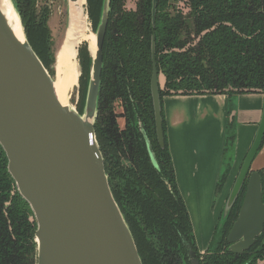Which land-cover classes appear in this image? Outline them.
Instances as JSON below:
<instances>
[{"label": "trees", "instance_id": "trees-1", "mask_svg": "<svg viewBox=\"0 0 264 264\" xmlns=\"http://www.w3.org/2000/svg\"><path fill=\"white\" fill-rule=\"evenodd\" d=\"M31 47L54 77L56 53L48 26L50 10L38 0H11ZM109 0L103 41L95 136L112 196L132 234L142 264H264V230L242 253L226 236L237 217L245 185L210 244L197 248L190 216L177 186L167 144L162 99L174 94H232L264 91V0ZM104 0H86L95 32ZM152 37L158 70L164 144L156 135L150 87ZM80 75L77 111L83 112L92 56L77 48ZM230 104L226 145H235ZM230 116V117H229ZM157 166L150 160L144 134ZM264 136L262 139L263 144ZM259 148V149H260ZM0 145V264H35L34 214L17 190ZM264 202V196H263Z\"/></svg>", "mask_w": 264, "mask_h": 264}, {"label": "water", "instance_id": "water-1", "mask_svg": "<svg viewBox=\"0 0 264 264\" xmlns=\"http://www.w3.org/2000/svg\"><path fill=\"white\" fill-rule=\"evenodd\" d=\"M155 7L156 0H153V21ZM66 8L68 25L70 0H66ZM108 12L109 0H104L100 22L93 32L94 53L87 44L92 66L83 112L79 113L60 104L53 77L25 37L21 21L23 45L13 38L9 20L0 5V145L17 190L36 220L35 264H142L132 234L112 196L94 130ZM67 29L68 26L63 42ZM153 48L152 37L150 87L156 135L163 146ZM142 132L150 160L157 166L150 142ZM263 136L264 91L255 137L220 218L222 224L246 183L237 217L226 236L228 249L233 253L247 251L264 230V169H251ZM190 256L192 264H200L194 252Z\"/></svg>", "mask_w": 264, "mask_h": 264}, {"label": "crops", "instance_id": "crops-1", "mask_svg": "<svg viewBox=\"0 0 264 264\" xmlns=\"http://www.w3.org/2000/svg\"><path fill=\"white\" fill-rule=\"evenodd\" d=\"M159 80L162 84V77ZM230 104L234 110L231 115H234L236 134L232 158L225 155ZM262 107V92L231 96L225 93L174 94L162 99L176 182L200 252L210 244L217 218L255 137ZM251 169H264V141Z\"/></svg>", "mask_w": 264, "mask_h": 264}, {"label": "bare ground", "instance_id": "bare-ground-1", "mask_svg": "<svg viewBox=\"0 0 264 264\" xmlns=\"http://www.w3.org/2000/svg\"><path fill=\"white\" fill-rule=\"evenodd\" d=\"M0 5L9 20L13 38L18 44L23 45L24 34L13 4L10 0H0ZM67 26L66 40L61 44L56 54L53 88L60 104L74 111V105L68 99L74 87L78 85L80 75L77 47L86 41L91 52L95 51V35L89 28L86 0H70V21Z\"/></svg>", "mask_w": 264, "mask_h": 264}, {"label": "rangeland", "instance_id": "rangeland-1", "mask_svg": "<svg viewBox=\"0 0 264 264\" xmlns=\"http://www.w3.org/2000/svg\"><path fill=\"white\" fill-rule=\"evenodd\" d=\"M10 2L12 3L11 0H10ZM135 2H136V0H127L126 6L128 8L134 9L135 8ZM38 5H39V7L47 6L48 9L50 10L48 26H49L50 32H51L50 36H51V41L53 43V50L57 54V51L63 42L64 36H65V30L67 27L66 26L67 25L66 0H38ZM86 15H87V13H86ZM87 18H88V15H87ZM88 22H89L90 31L93 32L92 27H91L92 26L91 21L89 18H88ZM84 42H86V41H83L82 43H84ZM82 43H80L79 46ZM77 63H78V60H77ZM78 67H79V63H78ZM54 68H55V65H54ZM79 72H80V69H79ZM77 88H78V85H76L74 87V89L72 90L71 95L68 99L74 105L75 110L77 109L78 102H79V92H78ZM234 148H235V145L233 148L230 147L227 149L226 154H225L226 157L232 158L234 156ZM220 218H221V214L217 218L216 225L220 221ZM216 225H215V227H216ZM214 230H215V228H214Z\"/></svg>", "mask_w": 264, "mask_h": 264}]
</instances>
